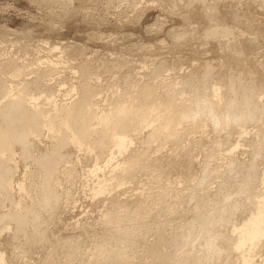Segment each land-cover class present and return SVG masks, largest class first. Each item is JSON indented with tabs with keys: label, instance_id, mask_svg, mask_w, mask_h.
Returning <instances> with one entry per match:
<instances>
[{
	"label": "bare ground",
	"instance_id": "1",
	"mask_svg": "<svg viewBox=\"0 0 264 264\" xmlns=\"http://www.w3.org/2000/svg\"><path fill=\"white\" fill-rule=\"evenodd\" d=\"M67 1L74 0H42L47 8L57 3L67 6ZM223 29L213 30L212 35L228 34ZM69 46L51 45L49 54ZM43 64L26 72L23 63L0 56V205L19 197L10 212H0V229L4 223L3 232L11 231L7 243L25 250L45 242L49 235L41 229L45 213L63 200L77 203L70 186L59 191L62 178L68 184L80 179L83 188L91 191L90 200L108 202L102 213L101 240L90 242L89 257L76 264H212L221 259L223 264H264V259H256L257 251L264 252L263 97L249 99V89L240 82L232 83L227 93L215 82L205 94L194 86L196 92L187 99L184 91H175L165 81L168 67L162 61L154 68L158 81L126 84L119 94L113 92L110 103L103 104L100 95L105 85L92 83L95 76L86 62L75 70L79 77L71 87L76 94L53 102L50 99L57 89L47 77L57 74L59 67L52 61ZM211 71L208 65L204 81ZM29 73L35 76L28 79ZM18 83L22 88L11 86ZM46 90L49 95L43 98ZM251 122L258 124L253 127L257 130L246 127ZM209 127L222 133V140L214 142L215 151L218 147L222 151L212 153L214 165L200 166L195 152L173 147L184 135L202 136ZM234 131L238 132L235 138ZM45 135L48 146L42 144ZM140 139L144 140L142 150L137 144ZM77 152L82 154L75 156ZM68 160L71 166L65 164ZM20 161L33 167L21 179L16 177ZM81 161L88 168L84 180L78 172ZM179 167L185 181L197 180L192 190L162 182ZM156 169L160 174L155 177L152 171ZM142 171L151 175L142 191L121 198L126 192L122 186ZM71 228L83 234L95 232L84 224ZM13 253L8 257L0 248V264H33L23 260L24 251Z\"/></svg>",
	"mask_w": 264,
	"mask_h": 264
},
{
	"label": "rangeland",
	"instance_id": "2",
	"mask_svg": "<svg viewBox=\"0 0 264 264\" xmlns=\"http://www.w3.org/2000/svg\"><path fill=\"white\" fill-rule=\"evenodd\" d=\"M66 3L67 6L57 3L47 8L42 0H0L1 58L23 63L26 66V72H31L40 66V68L45 67L43 63L46 62L56 63L59 72L47 77L52 79L50 82L54 84V89H57L50 99L53 102L69 99L76 94L71 87L79 77V73L75 72L81 64L86 62H89L90 68L93 69L95 77L92 83L106 86L102 96L100 95L103 104L110 103L113 92L116 91L119 94L126 84L158 81V78L153 75L154 68L162 61L168 67V72H164L165 81L172 83L175 91H184L182 94L187 99H192L193 93L196 92L194 86L196 90L205 94L215 82H218L222 86V91L226 93L232 87V83L240 82L249 89L247 95L249 99L255 96L264 99V0H74ZM212 14L217 16L214 17ZM223 28L228 29L227 35L221 34L218 38L212 35L213 30H224ZM59 43L70 46L59 49L56 56H51L48 48L54 44L60 46ZM207 64L211 66L212 71L204 81ZM34 76L29 73L26 77L31 79ZM182 83H184L183 88ZM201 84L203 86L200 88ZM11 86L22 88L20 83ZM48 95V90L41 94L43 98ZM254 126L257 127L258 124L251 122L246 127L252 130ZM255 128H253L254 131L258 129ZM205 132L202 136L201 133H197L199 136L191 134L193 137L189 141L187 138L191 135H184L177 143L178 145L174 144L173 147L185 148L191 154L195 152L194 158L199 159L200 166H204L205 163L214 165L215 161L212 160L215 159L212 158V153H217L220 149L218 147L215 151L217 145L215 146L214 142L222 140L220 137L222 133L218 131L213 133L211 127ZM237 136L238 132L233 133L234 138ZM47 137L48 135H45V139L43 138L45 140L43 145L47 142ZM185 137L186 139H183ZM213 137L214 141L210 140ZM194 139L198 140L199 144H196ZM141 141L144 142L140 139L138 146L144 144ZM201 141L204 143H200ZM193 143L196 147L195 151ZM46 144L49 145L48 142ZM261 144L264 147V142ZM207 145L208 147L210 145V149H206ZM167 147H170V144ZM140 149L142 150L143 147L141 146ZM199 149L201 151H198ZM218 152H222L221 149ZM79 154L82 152H77L75 156ZM244 156L242 155L247 159ZM75 160L77 161L76 157ZM220 161L222 162L218 159L217 162L220 163ZM20 162V170L16 176L19 179L23 177L24 171L28 172L33 168L31 164ZM65 164L72 165L69 160ZM85 165V161L78 164V172L83 176L88 169ZM181 168L172 171L168 178L162 179V182L179 189L192 190L197 180L191 177L189 181H185L181 175ZM152 174L156 177L160 173L156 169L152 171ZM199 174L204 175V170ZM149 176L151 175L144 171L137 174L133 181L122 186L126 192L120 197L126 198L135 192L142 191ZM81 178L84 180L85 176ZM62 180L64 184L59 191L70 186L74 197L77 198V203L71 204L63 200L64 203L62 202L54 211L45 213L44 221L41 220L43 221L41 229L43 232L49 231L46 237L48 243L45 241L25 250L19 249L18 245H15V249L12 244L6 242V235L11 231L3 232L2 229L5 226L3 223L0 229L2 231L0 232V248L7 251L8 257L13 252L18 254L22 250L25 252L22 254L23 260L33 264L83 263L89 257L90 242L101 240V234L104 231L101 227L102 213L108 201L98 203L96 202L98 200H90L91 191L89 188H83L80 179L69 184L64 178ZM198 197L199 203H202L200 196ZM18 201L19 197L14 196L12 202L7 201L0 205L2 210L0 212H10L7 210L15 206ZM68 205L69 207H66ZM183 222L186 223V219ZM75 223L79 226L84 224L95 232L88 234L73 232L71 227ZM20 238L22 239L23 236ZM67 247H69L68 252H64ZM47 253L50 258H46ZM262 254L264 252L257 251L256 259L263 260ZM48 260H50L49 263ZM223 263L224 259H221L212 264ZM14 264H20V262Z\"/></svg>",
	"mask_w": 264,
	"mask_h": 264
}]
</instances>
